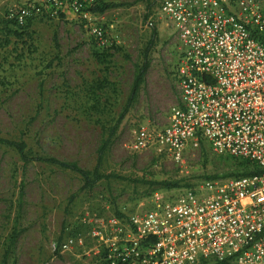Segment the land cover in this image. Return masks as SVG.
Segmentation results:
<instances>
[{
	"label": "rangeland",
	"instance_id": "rangeland-1",
	"mask_svg": "<svg viewBox=\"0 0 264 264\" xmlns=\"http://www.w3.org/2000/svg\"><path fill=\"white\" fill-rule=\"evenodd\" d=\"M3 2L0 137L24 140L30 156L92 170L153 39L143 83L102 156L99 170L108 177L91 189H83L82 178L70 170L23 163L0 144V264H106L88 236L90 218L124 216L148 194L176 187L163 183L188 186L242 170L205 147L188 151L182 164L126 148L139 123L163 124L177 102L172 74L178 43L156 15L160 0H105L98 5H108L104 11L91 8L89 19L68 12L36 17L21 35L6 23ZM92 26L102 27L104 44ZM68 239L75 242L65 250Z\"/></svg>",
	"mask_w": 264,
	"mask_h": 264
},
{
	"label": "built area",
	"instance_id": "built-area-1",
	"mask_svg": "<svg viewBox=\"0 0 264 264\" xmlns=\"http://www.w3.org/2000/svg\"><path fill=\"white\" fill-rule=\"evenodd\" d=\"M103 2L3 3L22 27L67 12L89 19ZM156 15L178 43L177 102L163 124L137 125L128 152L182 164L205 147L251 173L155 191L124 216L90 218L88 236L106 264H264V0H160ZM90 31L105 43L101 26Z\"/></svg>",
	"mask_w": 264,
	"mask_h": 264
},
{
	"label": "trees",
	"instance_id": "trees-1",
	"mask_svg": "<svg viewBox=\"0 0 264 264\" xmlns=\"http://www.w3.org/2000/svg\"><path fill=\"white\" fill-rule=\"evenodd\" d=\"M98 5L94 7L95 12H102L108 6L106 4H103L99 7ZM30 22L31 21H28L24 26L21 27V26L15 25L14 22H11V21L6 19V23L13 25L15 27V30H13V32L18 33V35H21L20 33L23 32L24 30H26V28L30 25ZM6 32L7 33L10 32V30H7ZM152 35H154V31H153ZM152 39L153 38L151 36V38L149 39L148 44L145 48V51H144V60L138 66L136 73L134 75L133 82H132L131 89H130V93H129L128 98H127L126 106H125L123 112H121V114L115 120L114 125L108 130L107 138L104 139L102 141V143L100 144V146L98 147L96 165L94 166V168L92 170L81 168L75 162L62 161V160H59L55 157L30 156V151L27 149V145H26L24 140H10V139H5V138L0 137V144L12 147L17 152L20 160L23 163H28L30 161H40V162H45V163H50V164L56 165V166H58L62 169H65V170H70V171L78 174L82 178V188L83 189H91L99 180H101L105 177H108L105 174L101 173L99 170V166H100V163L102 160V156H103V153L106 150L107 146L109 145L111 137L114 135L115 129H116L117 125L119 124L120 120L122 119L124 112L128 109V107H130L131 103L136 98L139 87L143 83L144 74H145V71H146L147 66H148V63L146 61V55H147V52H148L150 46L152 45ZM238 166L242 169L239 172H234L232 174H228V175L226 174V175H220V176L213 175V176L208 177V178L216 179V178H226V177H238V176H243V175H247V174L251 173V172H249V167L246 163L238 162ZM254 171H257V170L255 169ZM163 186L165 188H170L172 186H178V185H175V184L171 185V184L163 183ZM117 216H123V214L117 213ZM201 264H227V263L211 260V261H203Z\"/></svg>",
	"mask_w": 264,
	"mask_h": 264
},
{
	"label": "crops",
	"instance_id": "crops-1",
	"mask_svg": "<svg viewBox=\"0 0 264 264\" xmlns=\"http://www.w3.org/2000/svg\"><path fill=\"white\" fill-rule=\"evenodd\" d=\"M2 2V0H0V3Z\"/></svg>",
	"mask_w": 264,
	"mask_h": 264
}]
</instances>
